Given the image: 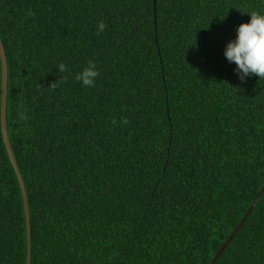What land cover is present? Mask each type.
<instances>
[{
	"label": "trees",
	"instance_id": "trees-1",
	"mask_svg": "<svg viewBox=\"0 0 264 264\" xmlns=\"http://www.w3.org/2000/svg\"><path fill=\"white\" fill-rule=\"evenodd\" d=\"M253 10L264 0H0L29 264L209 262L264 180V79L224 55ZM89 60L94 87L75 80ZM24 259L0 136V264ZM213 264H264V189Z\"/></svg>",
	"mask_w": 264,
	"mask_h": 264
},
{
	"label": "clouds",
	"instance_id": "clouds-1",
	"mask_svg": "<svg viewBox=\"0 0 264 264\" xmlns=\"http://www.w3.org/2000/svg\"><path fill=\"white\" fill-rule=\"evenodd\" d=\"M251 17L250 22L241 23L236 30V37L227 43L224 55L230 63H235V71L239 75L241 81L253 74L264 79V14L253 10L248 13ZM28 17H34L35 13L29 9L26 13ZM106 24L103 21L98 22V32H103ZM59 72L68 71L64 63L57 66ZM100 75L97 64L93 60H89L86 65L75 74V80L85 87H94L96 78ZM66 82V78H59L51 82L50 88L46 90H55L62 83ZM22 107V106H18ZM20 120H27L29 117L26 112H18ZM113 124L117 120H112ZM121 125L129 123L126 117L119 121Z\"/></svg>",
	"mask_w": 264,
	"mask_h": 264
},
{
	"label": "water",
	"instance_id": "water-1",
	"mask_svg": "<svg viewBox=\"0 0 264 264\" xmlns=\"http://www.w3.org/2000/svg\"><path fill=\"white\" fill-rule=\"evenodd\" d=\"M5 94H6V62H5V56L3 52L2 45L0 43V136L1 140L6 152V155L8 157V160L10 162V165L13 169L17 185L20 192L21 197V204H22V210H23V218H24V228H25V259L24 264H29V220H28V211H27V203H26V196L24 191V186L22 179L20 177L18 168L16 166L14 157L11 152V148L9 145V140L6 135L5 130V123H4V102H5ZM264 189V180L257 191L256 195L242 214V216L239 218L238 222L235 224V226L232 228V230L229 232V234L226 236V238L223 240V242L220 244L218 249L214 252L211 259L207 264H213L217 256L222 252L224 247L227 245V243L230 241V239L233 237L237 229L240 227L241 223L244 221L250 210L252 209L253 205L255 204L257 198L262 193Z\"/></svg>",
	"mask_w": 264,
	"mask_h": 264
}]
</instances>
